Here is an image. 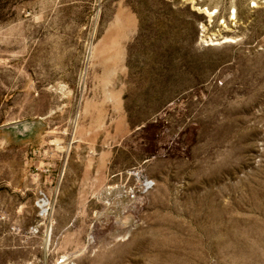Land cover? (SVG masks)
Segmentation results:
<instances>
[{
	"label": "rangeland",
	"instance_id": "obj_1",
	"mask_svg": "<svg viewBox=\"0 0 264 264\" xmlns=\"http://www.w3.org/2000/svg\"><path fill=\"white\" fill-rule=\"evenodd\" d=\"M0 264H264V0H0Z\"/></svg>",
	"mask_w": 264,
	"mask_h": 264
},
{
	"label": "crops",
	"instance_id": "obj_2",
	"mask_svg": "<svg viewBox=\"0 0 264 264\" xmlns=\"http://www.w3.org/2000/svg\"><path fill=\"white\" fill-rule=\"evenodd\" d=\"M35 139L39 141V145L40 147H42L45 143L43 142V136L41 133H39L38 135L36 134L35 135ZM44 165H39V174L42 175V176H45V174L47 172H45L46 170H48V168L46 169L45 167H43ZM85 177L82 176V179H84ZM81 179V178H80Z\"/></svg>",
	"mask_w": 264,
	"mask_h": 264
},
{
	"label": "built area",
	"instance_id": "obj_3",
	"mask_svg": "<svg viewBox=\"0 0 264 264\" xmlns=\"http://www.w3.org/2000/svg\"><path fill=\"white\" fill-rule=\"evenodd\" d=\"M209 40V39H208ZM204 42V41H203ZM145 187H147V184H145Z\"/></svg>",
	"mask_w": 264,
	"mask_h": 264
}]
</instances>
